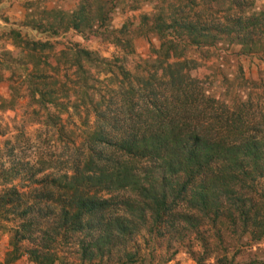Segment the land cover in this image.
Returning <instances> with one entry per match:
<instances>
[{
    "label": "trees",
    "instance_id": "obj_1",
    "mask_svg": "<svg viewBox=\"0 0 264 264\" xmlns=\"http://www.w3.org/2000/svg\"><path fill=\"white\" fill-rule=\"evenodd\" d=\"M72 1L27 0L24 19L0 27L10 95L0 107L26 99L52 148L0 167L2 218L14 222L5 264L25 254L56 264L61 245L75 246L81 264H136L142 232L178 246L195 239L196 264H264L255 253L238 260L228 243L264 241V65L243 96L210 91L200 72L223 45L264 64V6ZM144 4L151 10L136 13ZM118 11L132 13L115 27ZM68 31L115 51L53 40ZM153 37L139 58L136 40Z\"/></svg>",
    "mask_w": 264,
    "mask_h": 264
},
{
    "label": "rangeland",
    "instance_id": "obj_2",
    "mask_svg": "<svg viewBox=\"0 0 264 264\" xmlns=\"http://www.w3.org/2000/svg\"><path fill=\"white\" fill-rule=\"evenodd\" d=\"M27 0H0V27L8 28L13 22H19L24 19L26 14L25 3ZM58 4L65 8H72L74 2L72 0H57ZM257 6H264V0H258ZM53 6V2L48 3ZM151 7L144 4L142 9L136 13L150 11ZM129 13L118 11L113 20L115 27H120ZM24 32L38 38H44L35 32L24 28ZM56 39H70L78 41L90 49L99 51L102 55L110 57L115 51V47L109 43L102 42L98 38L89 40L83 39L74 31H68L60 35ZM151 43L158 45V40L139 38L136 40V51L138 57H147L150 52ZM234 47L227 45L219 46L212 49L203 58V66L200 72L207 74V85L210 91L216 92L218 95L222 93H241L243 96L248 90L246 79L258 80L263 69V63L257 58L246 56L237 57L233 50ZM242 69V75L240 69ZM203 68H205L203 70ZM203 72V73H204ZM204 73V74H205ZM244 76V79L241 77ZM0 95L9 98L8 82L0 81ZM1 103V97H0ZM31 107L26 99H20L14 107H0V167L8 166L15 160H35L40 153L51 151L50 143L44 140L47 135L38 137V124H32ZM5 187V184L0 181V191ZM2 211L0 210V264H5L6 252L10 247L11 227L14 225L13 220H3ZM247 240L231 239L228 241L230 253L240 254L238 260L243 261L248 255L256 254L259 258H264V241L246 244ZM137 242L140 245V260L136 264H196L192 250H201L199 243L195 239L187 241V245L178 246L171 244L168 240L150 239L149 236L142 232L137 237ZM246 242V243H245ZM58 252L60 260L56 264H81L75 246H59ZM179 248L177 251L176 249ZM171 259V260H169ZM15 264H36L29 260L28 255H23Z\"/></svg>",
    "mask_w": 264,
    "mask_h": 264
}]
</instances>
